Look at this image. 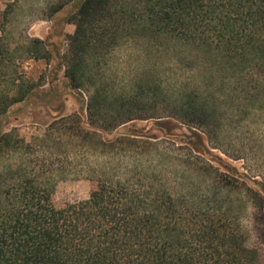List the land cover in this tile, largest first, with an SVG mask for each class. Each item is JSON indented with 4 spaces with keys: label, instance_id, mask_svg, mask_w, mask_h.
I'll list each match as a JSON object with an SVG mask.
<instances>
[{
    "label": "trees",
    "instance_id": "1",
    "mask_svg": "<svg viewBox=\"0 0 264 264\" xmlns=\"http://www.w3.org/2000/svg\"><path fill=\"white\" fill-rule=\"evenodd\" d=\"M48 7L49 15L70 7L65 19L75 30L68 37L63 75L74 90L87 89L88 67L99 70L122 41L144 39L153 46L166 41L212 49L244 71L239 80L244 83H237L240 90L233 89L230 101L255 102L264 97V0H53ZM42 43L31 41L28 51L35 59L44 58ZM8 55L0 35V116L23 103L34 88L15 70L6 71ZM8 79L13 94L2 90ZM94 85L85 107L87 127L80 126L79 120L66 127L67 121L77 118L67 117L56 120L47 131L79 139L85 151L83 146L93 142L102 153L107 149L143 153L151 141L143 140L145 136L132 126L133 132L111 141L101 133L127 123L131 109L158 98L156 104L165 102L172 112L156 120L157 129L205 155L203 138L192 129L205 136L210 127L221 125L214 111L216 93L204 96L196 86L174 93L159 83H137L133 95L112 96ZM174 122L188 129L198 149L187 142L186 134L179 138L166 132ZM47 131L28 142L0 133V264H260L257 253L246 244V230L229 199L210 197L208 186L197 201L191 188L187 194L174 193L159 174L147 179L135 164L120 168L121 176L116 178L103 175L105 166H94L87 174L94 183L88 198L55 207L51 179L61 167L49 152L58 142ZM193 167L200 175L214 173L213 188L239 187L230 166H224V172L210 164ZM250 183L257 191L251 202L259 200L261 208L264 182Z\"/></svg>",
    "mask_w": 264,
    "mask_h": 264
},
{
    "label": "rangeland",
    "instance_id": "2",
    "mask_svg": "<svg viewBox=\"0 0 264 264\" xmlns=\"http://www.w3.org/2000/svg\"><path fill=\"white\" fill-rule=\"evenodd\" d=\"M52 1L0 0V35L9 49L10 59L5 69L15 70L17 75L34 86L23 103L13 105L0 116V133H12L28 142L32 137L44 135L48 126L59 118L67 117L78 119L71 118L66 127L77 125V120L80 126L87 127L85 107L93 84L104 87L112 96L133 95L137 83L145 86L159 83L161 88L174 93L196 86L204 96L216 93L213 95L216 98L214 111L221 121L219 127H210L209 134L205 133V136L198 129H192L203 138L205 155L189 145L174 142L164 131L157 129L156 120L166 119L168 113L172 112L165 102L156 104L160 101L158 98L149 101L150 105L141 103L131 109L128 115L131 120L127 123L101 133L111 141L121 133L133 132L132 126L145 136L143 140L151 141V145H146L150 147L143 153L116 149H107L106 153H102L93 142L83 146L87 147L85 151L79 139L60 137L56 131H47L58 142L49 152H52L50 154L56 165L61 167V171L51 179L54 206L62 208L87 199L94 188L87 174L94 166H105L103 175L116 178L121 176L120 168L135 164L142 168V176L147 179L159 174L163 182L171 184L174 193L187 194L191 188L192 197L197 201L208 186L210 197L216 195L217 198L222 196L229 199L231 209H234L246 230L247 246L257 253L260 264H264V205L259 208V200L251 202V197L257 191L250 183L251 180L264 182V97L255 102L242 99L230 101L235 90H240L237 83H244L243 80L239 81L243 69L231 66L212 49L166 41L153 46L144 39L129 40L122 41L105 58V64H101L99 70L91 65L88 67L90 71L87 77L90 81L87 89L74 90L63 71L67 66L68 37L73 34L75 26L66 23L70 7L49 15L48 4ZM6 9L9 12L5 19ZM35 39L43 42L39 46L43 59H35V54L28 51L32 47L31 41ZM1 87L10 94L15 91L9 79ZM166 132L179 138L186 134L187 142L198 149L195 139H189L190 133L182 124L174 122ZM193 164L196 167L210 164L222 172L226 171L224 166H230L237 174L239 187L225 190L213 188L214 173L200 175L193 171ZM243 176L245 179L241 182ZM183 180L188 182L183 183Z\"/></svg>",
    "mask_w": 264,
    "mask_h": 264
}]
</instances>
